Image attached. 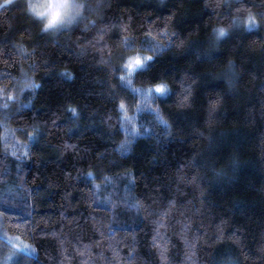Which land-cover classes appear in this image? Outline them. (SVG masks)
Instances as JSON below:
<instances>
[{
	"label": "trees",
	"instance_id": "16d2710c",
	"mask_svg": "<svg viewBox=\"0 0 264 264\" xmlns=\"http://www.w3.org/2000/svg\"><path fill=\"white\" fill-rule=\"evenodd\" d=\"M83 3L50 33L0 0V216L35 250L19 264H264V27L236 28L237 0ZM129 43L155 54L131 84ZM161 77L168 95L145 90Z\"/></svg>",
	"mask_w": 264,
	"mask_h": 264
},
{
	"label": "clouds",
	"instance_id": "9594fccd",
	"mask_svg": "<svg viewBox=\"0 0 264 264\" xmlns=\"http://www.w3.org/2000/svg\"><path fill=\"white\" fill-rule=\"evenodd\" d=\"M26 11L40 25L44 32H58L75 24L82 18L83 9L87 7L83 0H26ZM123 56L120 72L123 81L129 84L134 82L135 75L154 59L155 54L144 50L143 45L127 44ZM146 57H150L146 59ZM156 85H163V94L156 92ZM145 90L151 89L157 96H166L173 88V83L166 77H161L144 86Z\"/></svg>",
	"mask_w": 264,
	"mask_h": 264
},
{
	"label": "rangeland",
	"instance_id": "374dc122",
	"mask_svg": "<svg viewBox=\"0 0 264 264\" xmlns=\"http://www.w3.org/2000/svg\"><path fill=\"white\" fill-rule=\"evenodd\" d=\"M26 2V0H25ZM245 17L244 19H246ZM241 20H236V28H244V25ZM0 238L5 242V247L0 250V264H14L17 261L19 254H34L35 250L31 243L25 241L17 235L8 234L2 225V220L0 216ZM16 245H20L19 248Z\"/></svg>",
	"mask_w": 264,
	"mask_h": 264
},
{
	"label": "snow or ice",
	"instance_id": "6c2138e0",
	"mask_svg": "<svg viewBox=\"0 0 264 264\" xmlns=\"http://www.w3.org/2000/svg\"><path fill=\"white\" fill-rule=\"evenodd\" d=\"M237 2L239 3V9H246L248 11L247 18L242 21L245 30L247 28H250V27H264V11H261L258 14L260 17L259 20H257V15H254L253 12L251 11L252 8H256V7H260L262 9H264V0H261V3L259 5L252 3L251 0H237ZM5 3L6 4L9 3V0H5ZM229 6H231V5H229ZM239 9H237V10H239ZM227 35H231V33H226V29L220 28L218 30V36H227ZM148 58H150V57H146V59H148ZM66 75L69 79L72 78L71 73L66 72ZM122 79H123V77H122ZM155 90L157 93H160V94H163V92L165 91L163 85H156ZM148 91L151 92L152 90L148 89ZM184 99L187 100L188 97L185 96ZM165 123H167V121H165ZM169 127H171V125H169ZM195 179H196V177L194 176L193 181H195ZM173 203H174V201H169L168 202L169 207H171L173 205ZM162 214H166V213H162ZM5 217L10 218L7 216L6 212H5ZM16 247L19 248L20 245H16ZM14 264H19V260L15 261Z\"/></svg>",
	"mask_w": 264,
	"mask_h": 264
}]
</instances>
